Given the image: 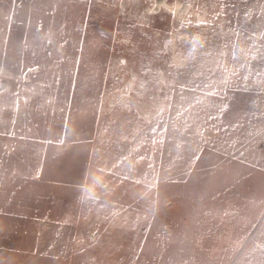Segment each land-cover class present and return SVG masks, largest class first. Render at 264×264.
Returning <instances> with one entry per match:
<instances>
[{
    "label": "rangeland",
    "instance_id": "obj_1",
    "mask_svg": "<svg viewBox=\"0 0 264 264\" xmlns=\"http://www.w3.org/2000/svg\"><path fill=\"white\" fill-rule=\"evenodd\" d=\"M170 1L0 0V264H264V0Z\"/></svg>",
    "mask_w": 264,
    "mask_h": 264
},
{
    "label": "bare ground",
    "instance_id": "obj_2",
    "mask_svg": "<svg viewBox=\"0 0 264 264\" xmlns=\"http://www.w3.org/2000/svg\"><path fill=\"white\" fill-rule=\"evenodd\" d=\"M186 2L185 3H177V4H173L170 0H155V8L159 9V8H167L168 10L177 12L179 13H183L186 11ZM190 6V5H189ZM188 9V8H187ZM131 70V69H130ZM132 75V74H131ZM138 76V75H137ZM134 78V77H133ZM137 83V82H136ZM127 85V84H126ZM137 86V85H136ZM125 87V86H124ZM139 88V87H138ZM134 92V91H133ZM136 92V91H135ZM119 99V98H118ZM117 99V100H118ZM109 100V99H108ZM126 102V101H125ZM145 103V102H144ZM107 107V106H106ZM112 108V107H111ZM142 110V109H141Z\"/></svg>",
    "mask_w": 264,
    "mask_h": 264
}]
</instances>
